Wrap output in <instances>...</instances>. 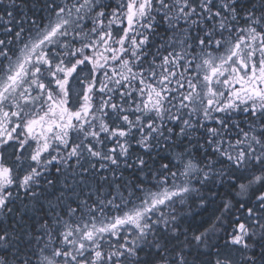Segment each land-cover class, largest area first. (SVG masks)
<instances>
[{
  "label": "snow or ice",
  "instance_id": "6c2138e0",
  "mask_svg": "<svg viewBox=\"0 0 264 264\" xmlns=\"http://www.w3.org/2000/svg\"><path fill=\"white\" fill-rule=\"evenodd\" d=\"M0 264H264V0H0Z\"/></svg>",
  "mask_w": 264,
  "mask_h": 264
}]
</instances>
